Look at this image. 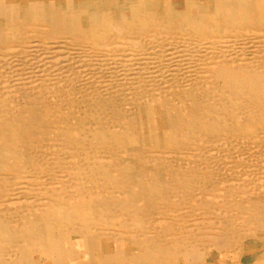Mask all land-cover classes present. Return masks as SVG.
I'll use <instances>...</instances> for the list:
<instances>
[{"label":"bare ground","instance_id":"6f19581e","mask_svg":"<svg viewBox=\"0 0 264 264\" xmlns=\"http://www.w3.org/2000/svg\"><path fill=\"white\" fill-rule=\"evenodd\" d=\"M0 264H264V0H0Z\"/></svg>","mask_w":264,"mask_h":264}]
</instances>
